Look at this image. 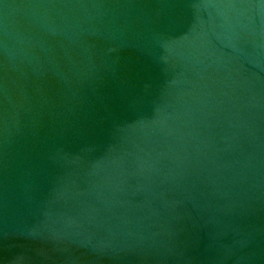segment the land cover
Wrapping results in <instances>:
<instances>
[{
    "label": "water",
    "instance_id": "1",
    "mask_svg": "<svg viewBox=\"0 0 264 264\" xmlns=\"http://www.w3.org/2000/svg\"><path fill=\"white\" fill-rule=\"evenodd\" d=\"M0 264H264V0H0Z\"/></svg>",
    "mask_w": 264,
    "mask_h": 264
}]
</instances>
